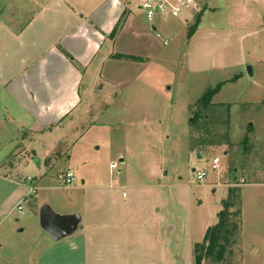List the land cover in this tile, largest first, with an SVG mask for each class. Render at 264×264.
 <instances>
[{
	"label": "rangeland",
	"instance_id": "obj_1",
	"mask_svg": "<svg viewBox=\"0 0 264 264\" xmlns=\"http://www.w3.org/2000/svg\"><path fill=\"white\" fill-rule=\"evenodd\" d=\"M116 1L124 10L119 38L110 34L115 40L84 69L89 91L75 114L34 135L2 120L0 107V264H193L192 249L224 201L233 207L223 259L202 264H264V0H207L187 25L156 21L167 46L137 0ZM30 7L0 0V10L23 18ZM217 85L212 106L190 123L193 105ZM67 169L83 187L58 189ZM195 171L207 173L203 183ZM58 203L81 215L84 230H98L50 240L38 211L48 204L60 213ZM136 218L149 236L111 230L120 248L110 253V222ZM132 242L144 255L127 256L122 246Z\"/></svg>",
	"mask_w": 264,
	"mask_h": 264
},
{
	"label": "crops",
	"instance_id": "obj_2",
	"mask_svg": "<svg viewBox=\"0 0 264 264\" xmlns=\"http://www.w3.org/2000/svg\"><path fill=\"white\" fill-rule=\"evenodd\" d=\"M26 1L32 11L24 18L0 10V107L5 114L2 120L19 124L22 132L31 131L37 135L40 131H50L59 126L81 108L82 92L89 91L82 84L83 71L109 41L119 38L121 24L115 38L110 39L109 35L124 10L116 0H105L99 4L95 0H54L50 9H45L50 0ZM110 55L105 54V60L111 59ZM39 124L47 126L39 130ZM49 151L44 153V158L53 152ZM109 172L113 173L110 169ZM77 183L76 178L73 185L67 188L58 186V189L67 191L84 185L82 181L81 186L75 187ZM57 206L61 208L60 213H65L58 214H76L82 223L81 215L73 208L60 203ZM130 221L125 225L117 220L110 222L109 233L126 226L138 232L141 238L149 236L143 229L144 223L137 218ZM89 226L98 230L95 224L87 223L85 230L82 226L80 231H86ZM106 231L108 240V228ZM109 237L110 243L106 246L110 253L118 251L120 247L113 232ZM132 243L135 248L129 244L122 246L127 256L144 255L140 245ZM123 263L131 264V259Z\"/></svg>",
	"mask_w": 264,
	"mask_h": 264
},
{
	"label": "built area",
	"instance_id": "obj_3",
	"mask_svg": "<svg viewBox=\"0 0 264 264\" xmlns=\"http://www.w3.org/2000/svg\"><path fill=\"white\" fill-rule=\"evenodd\" d=\"M138 10L142 13L144 20L149 24L150 29L155 34V38L160 40L163 46L169 44V40L162 38L161 34L155 28V22L161 21L167 23L170 20H181L183 24H189L203 11L207 6V0H137ZM220 161L218 158L211 160V170L219 169ZM109 169L117 171L116 165L111 164ZM207 173L195 171V179L203 183ZM28 181V180H27ZM56 181L61 188H67L76 182V177L70 171H66L57 176ZM240 183H244L243 180ZM21 211V208H19Z\"/></svg>",
	"mask_w": 264,
	"mask_h": 264
},
{
	"label": "trees",
	"instance_id": "obj_4",
	"mask_svg": "<svg viewBox=\"0 0 264 264\" xmlns=\"http://www.w3.org/2000/svg\"><path fill=\"white\" fill-rule=\"evenodd\" d=\"M201 13L195 19H197ZM122 19L123 15L116 27L112 30L111 36L116 34L117 28L119 27ZM220 87L221 85H217L213 89L206 90L197 103L193 105L194 112L190 123H194L197 119L201 118L200 114L212 106V99L219 92ZM262 102L264 104V100ZM204 118L205 117H203V119ZM222 206V210L216 215L217 223L206 230L202 243L194 246L193 264H202L205 260L211 257L216 261V263L221 262L223 259L225 248L223 247L222 242L226 241L225 234H227V224L229 223V219L231 217L229 209L233 207V202L224 201ZM232 229L235 230V226L232 227Z\"/></svg>",
	"mask_w": 264,
	"mask_h": 264
},
{
	"label": "water",
	"instance_id": "obj_5",
	"mask_svg": "<svg viewBox=\"0 0 264 264\" xmlns=\"http://www.w3.org/2000/svg\"><path fill=\"white\" fill-rule=\"evenodd\" d=\"M246 72L248 76H252L250 67L246 69ZM34 164L39 168L38 159H34ZM38 221L41 231L53 242L72 237L82 229L81 219L76 214L60 215L47 204L39 208Z\"/></svg>",
	"mask_w": 264,
	"mask_h": 264
}]
</instances>
